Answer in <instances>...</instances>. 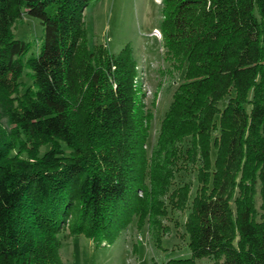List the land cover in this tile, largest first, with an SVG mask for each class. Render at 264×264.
Wrapping results in <instances>:
<instances>
[{"label": "trees", "instance_id": "16d2710c", "mask_svg": "<svg viewBox=\"0 0 264 264\" xmlns=\"http://www.w3.org/2000/svg\"><path fill=\"white\" fill-rule=\"evenodd\" d=\"M92 1L0 0V112L15 140L0 139V264H63L72 210V235L107 244L136 219L160 246L173 192L189 189L173 186L181 172L198 183L190 256L165 264H264V0H161L165 59L182 80L149 151L132 46L90 40ZM23 12L44 31L25 61L13 33ZM24 68L32 86L16 97Z\"/></svg>", "mask_w": 264, "mask_h": 264}, {"label": "rangeland", "instance_id": "374dc122", "mask_svg": "<svg viewBox=\"0 0 264 264\" xmlns=\"http://www.w3.org/2000/svg\"><path fill=\"white\" fill-rule=\"evenodd\" d=\"M161 20V0H94L84 9V27L92 42L105 45L112 54H116L127 42L132 46L137 63L135 81L144 94L147 109L152 112L146 142L147 151L155 140L159 122L171 95L182 80V72L172 68L165 59L162 38L153 34L160 31ZM13 33L16 38L22 39L28 45L27 53L23 57L24 61L38 52L43 42L44 31L37 18L23 12L13 25ZM19 81L16 97L20 96L27 87L32 86L28 68H24ZM76 100L75 104L81 103L79 99ZM5 121V117L0 112V139L13 144L15 140L9 138V128L6 127ZM62 147L64 153L68 154L69 149L63 144ZM48 148L49 145L39 147L38 156ZM26 150H19L15 146L10 154L25 157L28 156ZM211 154L213 157L214 150ZM188 181H190L189 189L174 191L173 198L167 205L166 216L162 219L167 232L161 236L160 246H156L150 238L147 224L139 228L136 219L116 239L107 241V244L94 243L84 234L72 235L70 229L75 217V212L72 210L71 218L66 220L64 229L59 235L61 242L59 255L63 264H165L169 259L189 257L185 221L198 185L195 172H181L173 186ZM259 202L257 195V207ZM195 262L208 264L209 259L204 257L196 259Z\"/></svg>", "mask_w": 264, "mask_h": 264}, {"label": "bare ground", "instance_id": "6f19581e", "mask_svg": "<svg viewBox=\"0 0 264 264\" xmlns=\"http://www.w3.org/2000/svg\"><path fill=\"white\" fill-rule=\"evenodd\" d=\"M159 33L160 34V31H156V32H153V34H155V33ZM158 38H161V34H160V36H157Z\"/></svg>", "mask_w": 264, "mask_h": 264}, {"label": "built area", "instance_id": "2783aa9c", "mask_svg": "<svg viewBox=\"0 0 264 264\" xmlns=\"http://www.w3.org/2000/svg\"><path fill=\"white\" fill-rule=\"evenodd\" d=\"M154 36H160V34H154Z\"/></svg>", "mask_w": 264, "mask_h": 264}]
</instances>
